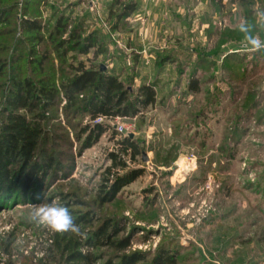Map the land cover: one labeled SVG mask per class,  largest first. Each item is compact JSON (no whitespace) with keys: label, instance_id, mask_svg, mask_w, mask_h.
<instances>
[{"label":"rangeland","instance_id":"1","mask_svg":"<svg viewBox=\"0 0 264 264\" xmlns=\"http://www.w3.org/2000/svg\"><path fill=\"white\" fill-rule=\"evenodd\" d=\"M15 2L0 22V122L13 80L50 77L58 85L80 62L114 74L133 94L151 84L155 102L134 116L96 121L108 129L88 146L82 98L67 112L63 96L47 108L36 158L51 164L0 200V247L10 242L0 264H82L68 261L74 252L89 254L88 264H121L123 255L141 252L146 259L136 264H145L158 249L177 251L174 264H264V50L249 51L238 28L246 21L264 41L257 17L264 0ZM128 4L133 10L119 19ZM61 15L65 30L52 35ZM25 18L38 19L42 41L23 32ZM32 47L47 57L36 70L27 58ZM124 137L140 153L108 173L109 154ZM8 168L14 173L19 163ZM132 170L140 175L112 200L98 199ZM52 202L69 209L86 239L31 221L34 205ZM107 221L109 239L127 238L126 249L97 240Z\"/></svg>","mask_w":264,"mask_h":264},{"label":"trees","instance_id":"2","mask_svg":"<svg viewBox=\"0 0 264 264\" xmlns=\"http://www.w3.org/2000/svg\"><path fill=\"white\" fill-rule=\"evenodd\" d=\"M115 1L118 2V0ZM15 7V0L10 2H2L0 0V22H5L7 15L12 13ZM132 10L133 4L124 5L119 19L127 16ZM64 22V17L62 15L59 16L53 29H51L52 35L59 36L64 32ZM21 28L23 32L29 34L28 38L32 43L34 42L33 40H36V42L42 41L40 37L36 36L37 32L43 29L38 19H22ZM72 33H75L74 30ZM94 42L95 38H88L85 45L80 48L81 52L87 53V50L94 45ZM58 43L57 48L63 45V41L59 40ZM29 51L30 54L28 55L32 57L29 59L28 56V61L30 60V65L33 66L32 69L36 70L46 60V54L42 56L36 55L33 47ZM59 56H62V53ZM2 65L0 63V71L3 68ZM61 81L58 85L50 77L37 79L36 82H32L27 78L12 81L11 90L6 99V108L3 110V119L0 122V200L6 195L13 193L19 183L22 186H26L32 175L42 172L51 164L50 159L44 163L37 160L36 151L42 135L40 123L43 119V113L60 97L63 96V110L65 112L75 106L78 97L82 98L80 100L82 111L90 119V123L81 128V132L87 133V146L108 129L107 126L96 122L97 118L114 119L116 117L134 116L139 112L140 107L152 105L155 102V91L151 84L138 87L133 94L132 91L125 87L124 82L114 74H109L96 68L86 69L82 62L78 64L73 76ZM188 87L193 92H197V80L191 79ZM84 95L86 96L84 97ZM28 114L32 116L28 117ZM116 144L118 145V151L109 154L111 165L106 168L108 173L114 168H126L125 156H129L132 160L140 153L138 144L130 137H124ZM13 162L19 163V170L11 173L8 165ZM139 175V170H132L116 178L115 181L111 182L109 189L103 196L99 194L98 199L101 198L100 201L102 203L112 200L120 187ZM105 181L110 182L108 178ZM101 191L103 192V190ZM88 219L89 216L85 215L80 220L88 223ZM108 226L109 222L107 221L99 229L96 235L97 240H105L104 243L116 250L122 251L126 249L129 245L128 239L110 240L107 235ZM118 229L120 230L121 228ZM118 229L114 230L113 235H116L119 231ZM70 244L67 241L63 249L67 250ZM0 248L6 254H10V242L1 243ZM176 255L177 251L171 252L158 249L150 262L145 264H174ZM144 259H146L145 254L135 252L129 256L123 255L121 264H136L137 261ZM92 260L93 258L89 254L81 255L74 252L68 255L69 262L88 264ZM7 264H11V262L8 261Z\"/></svg>","mask_w":264,"mask_h":264},{"label":"clouds","instance_id":"3","mask_svg":"<svg viewBox=\"0 0 264 264\" xmlns=\"http://www.w3.org/2000/svg\"><path fill=\"white\" fill-rule=\"evenodd\" d=\"M258 22L264 23V11L257 13ZM239 31L244 34L245 47L249 51L257 52L264 50V41L253 35L252 26L246 21L238 25ZM30 219L38 226H43L55 233H71L81 239H86V233L81 231L79 225L65 206L57 205L55 202L34 205L30 213Z\"/></svg>","mask_w":264,"mask_h":264},{"label":"built area","instance_id":"4","mask_svg":"<svg viewBox=\"0 0 264 264\" xmlns=\"http://www.w3.org/2000/svg\"><path fill=\"white\" fill-rule=\"evenodd\" d=\"M100 120H101V118H97L95 121H100ZM117 130L122 131V127L121 126L117 127Z\"/></svg>","mask_w":264,"mask_h":264},{"label":"water","instance_id":"5","mask_svg":"<svg viewBox=\"0 0 264 264\" xmlns=\"http://www.w3.org/2000/svg\"><path fill=\"white\" fill-rule=\"evenodd\" d=\"M142 155H143V160H145V153H142Z\"/></svg>","mask_w":264,"mask_h":264}]
</instances>
